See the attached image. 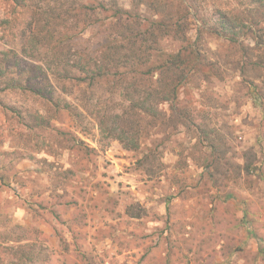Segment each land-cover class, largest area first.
<instances>
[{
  "label": "rangeland",
  "instance_id": "1",
  "mask_svg": "<svg viewBox=\"0 0 264 264\" xmlns=\"http://www.w3.org/2000/svg\"><path fill=\"white\" fill-rule=\"evenodd\" d=\"M184 2L194 9L188 36L205 67L177 102L152 106L157 121L129 112L121 84L102 80L83 96L57 82L71 92L68 102L85 107L83 119L54 114L61 135L39 130L32 141L3 144L11 187L0 190V264H264V19L246 13L255 8L248 0ZM223 3L237 19L230 43L196 19L211 23ZM3 12L0 5V19ZM29 17L0 27V50L18 49ZM94 33L71 42V60L98 47ZM180 47L160 39L164 53ZM30 53L50 59L40 46ZM99 112L138 147L101 135Z\"/></svg>",
  "mask_w": 264,
  "mask_h": 264
},
{
  "label": "trees",
  "instance_id": "2",
  "mask_svg": "<svg viewBox=\"0 0 264 264\" xmlns=\"http://www.w3.org/2000/svg\"><path fill=\"white\" fill-rule=\"evenodd\" d=\"M124 1L127 7L121 4ZM248 1L255 8H248L246 13L264 19V0ZM0 5L5 10L0 19L3 30H7L4 25L15 26L24 13L30 14L20 25L18 49L0 50V157L7 155L3 144L13 137L24 139L29 135L32 141L40 131L61 135L52 125L54 114H65L75 122L83 119L85 107L79 109L68 102L71 92L65 85L59 89L57 82L80 89L83 96L102 80L113 87L121 84L124 97L131 102L129 112L157 121L159 115L152 106L177 102L178 89L205 67L196 40L188 36L189 20L195 13L184 0H0ZM227 7L225 3L218 5L211 23L195 16L205 31L230 43L233 40L228 36H234L237 19ZM240 26L244 28V23ZM90 29L101 35L98 47L87 53L80 51L71 60V42ZM201 32L198 29V34ZM161 38L177 40L181 47L164 53L160 50ZM35 45L50 54V59L31 57ZM206 68V75L213 71L208 65ZM148 81H154L155 86L141 87ZM11 96L40 108L11 103ZM97 116L101 135L119 140L130 150L138 147L135 141L128 146L125 131L108 126L101 112ZM7 174V164L0 159V190L11 187ZM8 228L10 235L15 234L17 228Z\"/></svg>",
  "mask_w": 264,
  "mask_h": 264
}]
</instances>
